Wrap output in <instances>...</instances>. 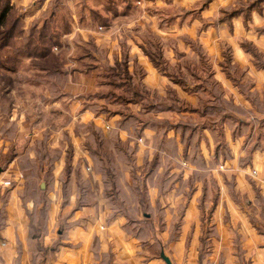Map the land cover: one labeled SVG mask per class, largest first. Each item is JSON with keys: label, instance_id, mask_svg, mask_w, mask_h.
I'll return each mask as SVG.
<instances>
[{"label": "rangeland", "instance_id": "rangeland-1", "mask_svg": "<svg viewBox=\"0 0 264 264\" xmlns=\"http://www.w3.org/2000/svg\"><path fill=\"white\" fill-rule=\"evenodd\" d=\"M147 1L0 0V18L2 11H6L5 20H0V62L12 67L9 70L0 68V121L3 122L0 125L4 137L10 141L0 150V168L5 167L17 149L19 126L27 127L23 132L37 127L40 133L30 149L27 141L20 140L25 150L28 148L34 152L33 160L28 154V157L20 158V163L27 166V174L33 177V181L27 183L28 191H36L43 183L41 189L51 193L58 214L68 205L71 210L86 206L93 215L85 217L84 224L89 226L96 220L100 224V232L107 224L115 223V217H122L123 229L145 242L141 253L149 256L152 254V249H149L151 228L149 224L145 227L144 223L154 220L157 224L159 217L153 212L157 209L150 206L149 184L160 192L177 182L176 190L187 198L185 192L189 193L192 188L189 185L202 187L206 180L207 189L215 192L218 181L214 185L210 182L219 178L220 181L225 180L234 201H240L235 193L232 169L227 163L231 154L225 140L227 130L236 135L239 133L240 123L238 115L234 118L226 115L229 117L226 119L224 115L239 110L225 106H233L231 100H236L229 96L225 82L237 86L240 91H246L250 82L249 79L242 82L240 75L243 72L231 65L238 60L232 55L229 41L220 33L225 26L232 31L231 19L242 18L245 35L235 40L251 55L252 62L263 63V52L256 43V36L264 35V22L253 24L248 21L250 18H264V0H157V4ZM82 31L88 36L87 41L82 39ZM68 33H71L70 37ZM118 47L122 61L129 58L131 48H139L141 56L145 55L162 79L167 81L160 88H150L142 83L143 68L137 67L134 72L132 80L139 86L138 90L142 86L148 89V100L160 101L162 98V102L175 108L174 113L169 112L159 118L154 127L156 130L147 133L148 137L140 130L147 118L139 116L140 107L139 110L133 107L130 112L124 111L125 117H129L125 123L128 133L120 139L114 124L118 117L111 119L114 120L113 127L106 125L105 120L104 125H95L92 121L79 123L62 111L69 109V97L65 103L61 101L55 107L50 103L62 94L63 69L83 70L95 63L99 64L103 76L110 80V75L105 72L111 65L105 59ZM50 49L51 55L43 57ZM84 55L89 58H84ZM42 66L60 68L61 72L44 70ZM120 80L123 85L129 84L128 75L123 74ZM181 88L188 93L196 92L194 108L198 107L201 113H210L209 116L195 114L192 119L197 123L196 128H187L177 140L174 131L166 133L167 124L161 120L168 119L174 123L181 111L185 115V111H190L184 108L188 109L191 104L178 102ZM108 92L125 98L131 96L128 90L115 91L113 86ZM225 93L227 97H223ZM90 97L92 95L85 93L76 100L83 103L90 101ZM111 101L112 97L101 100L105 103ZM96 107L94 109L100 112L115 110L113 104L98 103ZM48 108L49 113L45 111ZM11 112L14 116L23 115L20 124L18 119L7 120ZM251 123L245 121L242 132L247 139L250 138V144H254L256 136ZM69 127L73 134L67 132ZM55 132L58 135L53 146L52 134ZM178 141L182 142L181 148ZM185 145L188 150L186 156L194 159L197 170L184 163L187 159L184 156ZM202 149L206 159L200 152ZM247 180L256 191L252 179ZM176 199L168 196L162 200L169 208H177L172 222H179V213L185 202L181 199L175 207ZM200 205L203 204L200 202ZM204 206L208 207L209 203L205 202ZM146 212L152 213L150 221L146 219ZM41 214L36 211L35 221L37 218L43 220ZM64 223L60 222L59 226H64ZM37 228H41L39 222ZM102 238L106 243L102 251L103 262H107L111 253L108 247L110 237L103 231ZM95 244L93 239L92 248L98 251Z\"/></svg>", "mask_w": 264, "mask_h": 264}, {"label": "crops", "instance_id": "crops-1", "mask_svg": "<svg viewBox=\"0 0 264 264\" xmlns=\"http://www.w3.org/2000/svg\"><path fill=\"white\" fill-rule=\"evenodd\" d=\"M147 2L158 3L157 0L153 2L148 0ZM248 22L253 24L263 23L264 18H250ZM231 23L232 31H229L225 26L220 36L229 41L232 55L238 60L232 62L231 65L243 72L240 75L241 81L244 82L245 79H249L250 82L246 91H240L237 86L225 82L229 96L236 99L235 102L229 100L239 110V112L233 113L226 112L224 115H229L230 118L238 115L236 117L239 118L240 123V131L237 135L229 130L225 133L227 148L231 154L227 163H229V168L232 169L231 173L235 180V193L240 201H234L227 189L228 187L225 185V180L220 181L219 178L217 180L212 179L210 182L214 185L218 181L215 192L207 189V185L204 184L207 183L206 180H204V183L201 182L202 187L200 181L197 182L200 186L189 185L192 186L189 193L184 191L187 198L183 194V196L180 195V191L176 190L177 182H174V185L171 183V186L165 191L158 192L156 186L149 184L148 179L150 206L157 209V211H153L154 213L159 214L156 224L154 220H151L152 213H145L146 219L151 220L149 223H144V226L147 227L149 224L151 228L149 249L153 250H151L152 254L149 256L143 255L141 253L144 251L142 245H145V242H141L143 240L135 235H129L121 226L124 221L122 217H115V223L107 224L103 230L105 235L110 237V246L108 245V247H110L111 252L107 258L109 260L103 262L102 251H104L106 243L102 238L103 231L100 232L99 230L100 224L96 220L89 226L83 222V219L89 214L93 215V212L86 206H78L71 210V208H67L68 205L61 209L58 214L49 191L44 192L47 199L45 226L40 235H31L30 226L31 223L32 225L35 223L33 218L36 211L39 210L37 206L41 203H36L33 197L23 192L24 178L19 164L20 158L26 154L33 160L34 152L29 149L39 135L40 130L37 127H32L31 130L28 129L23 132L27 127L21 125L19 126V134L16 137L17 146L15 147L17 149L15 148L13 157L0 172V183L5 180L11 182L8 187L0 184V264H166L161 258V253L169 259L171 264H264V64L257 65L252 62L251 55L245 52L235 40L239 39L241 35H245L242 28L243 19L234 18L231 19ZM83 32L85 31L81 32L82 39L87 41L88 36ZM70 34L67 35L70 37ZM208 34H211V32L208 31ZM256 41L263 52L264 58V35L261 33L259 37L256 36ZM140 53L139 48H131L129 56L127 55L129 58H125L124 61H122L119 47L118 50L115 48L112 55L111 53L107 54L105 59L107 64L112 66L116 63H123L128 73L129 84H124L119 89L115 85L113 86L107 80V77L103 76L102 69L98 67L99 64L93 63L83 70L63 69L62 94L51 100L52 107L60 105L62 102L65 103V99L69 97V99L67 98V103H70L68 105L69 109H62V111L79 123L92 121L95 125H104L102 123L105 120L106 125L109 124V127L110 125L113 127L114 120L111 119L114 116L118 117L115 118L114 124L115 128H118L117 135L120 139H123V136L128 133L125 123L129 117H125L124 111L130 112L134 109L133 107H137L136 109L139 110L140 107L139 116H147L146 123L140 124V130L142 134H145V137H148L147 133H154L153 129L157 126L155 124L159 123V118L173 112L175 108L169 103L162 102L160 95V101L148 100V89L142 86L143 90H138L139 86L134 84L132 78L136 68L140 66L144 71L142 83L147 87L160 88L162 84H167V81L162 79L155 66L151 64L145 55L142 57ZM84 58H89V56L84 55ZM119 81L122 82L120 79L117 80V82ZM176 84L174 83V85ZM112 86L115 91L121 92L126 90L127 86L133 90L136 89L139 91L140 97L139 99L127 100L125 103L122 101L105 103L101 102L102 99H94L95 94H105ZM85 93L92 95L90 101L86 100L83 103L80 101L79 103L76 98H82ZM195 95L196 93H188L181 88L178 102L181 105L184 103L191 104L192 111H185L186 115L181 111V115L174 123L168 122V119L161 120L167 124L166 133L174 131L177 140L183 131L185 133L187 128L191 130L196 128L197 123L192 119L195 114L209 116L199 112L198 107L194 108ZM225 96L227 97L226 93L223 94V97ZM98 103H104L108 106L113 104L115 110L110 113H108V108V111L105 112L96 111L94 108H97ZM184 110L188 109L184 108ZM45 111L50 112L49 108ZM21 117L23 115L14 116V112H11L7 120L18 119L20 124ZM226 118L229 117L226 116ZM4 120H6V117H4ZM245 121L252 122L250 125L254 124L256 136L254 144H250V138L247 139V136L242 132ZM179 122L182 123L178 124ZM225 122L223 125L227 127ZM0 124H3V122L0 121ZM1 126L0 150L10 142L1 132ZM67 130L69 134H73L70 127ZM52 135L54 146L58 132ZM25 137H27V140H22ZM18 140L27 141L29 149L25 150L23 145L20 144L21 141ZM177 144L179 148L182 147V142L178 141ZM197 145V147H200L199 144ZM203 151L202 149L200 152ZM186 153L188 155L187 146L185 145L184 156H186ZM136 155H139L138 152ZM202 156L206 159L204 152ZM186 158L184 163L197 170L198 167L196 162L193 161L194 159L190 160L187 156ZM204 163L205 165L208 164L207 162ZM247 178L252 179L256 191H254ZM168 196L177 198L175 207H178V202L181 199L185 200L179 213V222H172V216L177 215V208H169L162 202L163 198L167 199ZM243 199L245 203L241 202ZM200 202L203 205H200ZM205 202L209 203L208 207L204 206ZM64 215H67L66 218H64ZM63 221L66 222L64 223L66 226L62 231L59 223ZM72 222H74L73 225H68ZM93 239L99 249L98 251L92 248Z\"/></svg>", "mask_w": 264, "mask_h": 264}, {"label": "trees", "instance_id": "trees-1", "mask_svg": "<svg viewBox=\"0 0 264 264\" xmlns=\"http://www.w3.org/2000/svg\"><path fill=\"white\" fill-rule=\"evenodd\" d=\"M5 15H6V11H2V13H1V17L2 18H0L1 22L3 20H5V18H4ZM2 49H3V47H2ZM51 53L52 52H51V49H50V50H48L47 54H44L43 55V57H48L49 55H51ZM262 64H264V63H260V64H257V65H262ZM0 68H5V70H9L12 67H10V66L8 67V64H4V63L0 62ZM42 68L44 70H48V71L50 69H52L51 71H53L54 73L61 72L60 68L56 69V68H53L52 67V68L49 69L48 67H45V66H42ZM105 73L107 75H110V78L113 79V80H111V79L109 80L110 83H112L113 86L115 85V87H117L118 89H119V87H122L123 86V83L120 82V81L117 82V80H119L122 77L123 74L128 75V73L126 71V68L124 67V64L123 63H116L113 66H109L107 68V70H106ZM126 90H128V92L131 95L129 98H125V97L121 96V94H115L114 92H108V93H105V94L98 93V94H95L94 97L95 98H99V99H104V100L112 97L113 98V101H111V102L122 101L124 103L127 102V100L139 99L140 94H139V91L138 90H136V89L133 90L132 88H129L128 86L126 87ZM190 93H196V92L191 91ZM227 105H225V106L228 107V108L233 107V109H236L231 104H227ZM158 107L160 108V106H158ZM206 107H209V106H206ZM188 110L192 111V108L191 107H188ZM204 113L209 114L210 111H206V112L204 111ZM180 123H182V122H179L178 124H180ZM25 156L28 157L27 154ZM19 167H20V170L23 172V178H24V188H23V192L24 193H27L29 196L33 197V199H34V201L36 203H41V206L39 207L38 212H42V214L40 215V217L42 216L43 217V220L42 221H39V219L37 218L36 221H35V223H33V225L31 223V226H30V233H31V235L32 234L40 235L42 229L45 226V221H46L47 199L44 196V192H46V191L43 190V189H41L40 188V185H39L38 189H36V191H34V190L33 191H28L27 183L29 181L32 182L33 181L32 180L33 177L30 176L31 174L30 175L27 174L28 172H27V170H25V167H27L26 164L20 163L19 164ZM33 189H34V186H33ZM33 220H35V219L33 218ZM38 222L41 224V228L40 229L37 228ZM73 224H74V222H72L71 224H68V225H73ZM65 226L66 225H64V226L61 225L60 226V229L63 231V229H64Z\"/></svg>", "mask_w": 264, "mask_h": 264}, {"label": "water", "instance_id": "water-1", "mask_svg": "<svg viewBox=\"0 0 264 264\" xmlns=\"http://www.w3.org/2000/svg\"><path fill=\"white\" fill-rule=\"evenodd\" d=\"M1 171H2V168H0V172ZM43 187H44V184L41 183V188H43ZM161 258L165 261L166 264H171L169 259L163 253H161Z\"/></svg>", "mask_w": 264, "mask_h": 264}, {"label": "built area", "instance_id": "built-area-1", "mask_svg": "<svg viewBox=\"0 0 264 264\" xmlns=\"http://www.w3.org/2000/svg\"><path fill=\"white\" fill-rule=\"evenodd\" d=\"M2 186H4V187H8V186H10V184H11V182L10 181H8V180H5V181H3L2 183H0Z\"/></svg>", "mask_w": 264, "mask_h": 264}]
</instances>
